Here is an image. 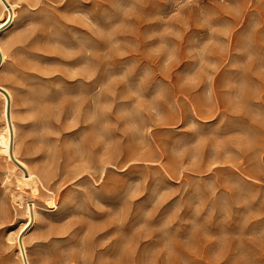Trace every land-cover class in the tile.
<instances>
[{
  "label": "rangeland",
  "instance_id": "rangeland-1",
  "mask_svg": "<svg viewBox=\"0 0 264 264\" xmlns=\"http://www.w3.org/2000/svg\"><path fill=\"white\" fill-rule=\"evenodd\" d=\"M14 1L17 22L0 37V82L15 98L19 156L45 188L33 193L19 171L6 182L0 155V264H20L7 241L26 220L14 200L20 191L42 207L26 238L34 264H264V0H100L103 87L70 111L58 93L73 98L82 83L60 76L77 66L55 51L53 28L40 26L58 13L56 3ZM84 3L74 15L86 17L92 0ZM243 77L253 91L248 108L179 122L181 109L193 112L178 91L196 88L213 102L216 83L221 98L236 102ZM41 85L56 98L44 141ZM96 109L106 111L112 138H98L95 157L118 156L99 178L82 171L74 152L92 136ZM1 111L0 99V128ZM170 115L178 121L162 124ZM202 140V150L189 151ZM106 177L113 199L105 198Z\"/></svg>",
  "mask_w": 264,
  "mask_h": 264
},
{
  "label": "bare ground",
  "instance_id": "bare-ground-1",
  "mask_svg": "<svg viewBox=\"0 0 264 264\" xmlns=\"http://www.w3.org/2000/svg\"><path fill=\"white\" fill-rule=\"evenodd\" d=\"M56 3L58 13L53 16H47L44 20L40 21L41 28L53 30L50 33L51 42L55 43V51L63 55L62 61L69 66H77L73 69L61 70V79L65 83H74V81H81L82 85L77 90L73 98L68 97V91L60 90L57 99H63L67 104L68 111L74 110L83 104L93 99L92 92L96 89L103 87V82L100 77V64L101 55L100 50L103 41L102 31V18L100 14V0H92V7L87 12L86 17L74 15L80 11L85 3V0H48ZM51 6V4H48ZM20 4L14 0H3L0 3V37L8 31L18 19V8ZM5 16L4 18H2ZM88 19H91L89 22ZM7 63V53L0 43V69L4 68ZM245 76V73L243 74ZM243 85L235 87V92L240 100L233 101L226 97L221 98L219 85L212 83V91L214 94V101L212 96L205 97L201 94L192 91L196 88L190 89L189 92L185 90L178 91V94H187V98L192 102L193 115L189 114L187 109H181L179 122L184 123L188 117L210 118L236 116L235 112H229L230 108L243 109L248 108L247 100L253 91H250L248 81L243 77ZM214 82V81H213ZM35 98L37 109L40 112L43 129L42 140L47 139L49 128L52 126L51 116L53 115L52 103L56 98L52 97L45 85L38 86L35 90ZM177 93V92H176ZM176 98V97H175ZM0 99L2 101L1 116L3 119L0 128V155L7 163V170L5 172L6 182L10 180L11 175L19 171L20 184H31L33 193L39 191L40 185L44 188V183L41 177L30 167V165L19 156L18 153V135L17 126L14 115L15 98L11 90L0 82ZM170 99V97H168ZM179 101V98H176ZM238 110V111H241ZM94 122L92 126V136H87L81 139L78 147L75 148V153L79 154L86 162L82 171L90 172L93 177L99 178L103 170H107V164L115 165L118 163V156L113 152L107 158L102 155L97 159L95 153L100 149L96 146L98 138L105 137L106 139L112 138V130L109 129L104 123L107 120V114L104 110L94 111ZM178 118L174 115L167 116L162 120V124L176 123ZM162 130V129H160ZM190 133V132H188ZM242 142V140H240ZM163 145V141L159 142ZM206 143L202 140L194 148H188L189 151L199 152L203 149V144ZM216 144V142H215ZM218 145L228 148L230 144L228 140L217 141ZM188 152V150H187ZM170 160L176 161L174 156L169 157ZM175 171V167H173ZM102 186L107 188L105 198L113 199L115 197V186L110 182L109 177L103 179ZM48 190V189H47ZM50 191V190H48ZM103 195V194H102ZM14 200L24 208L26 213V220L22 222L19 227L14 231L7 233V241L9 244L16 245V255L20 264H34L27 247L26 238L28 233L35 227L38 219V211L41 205L36 201L34 196H26L23 191L14 195ZM75 258L72 253L70 260Z\"/></svg>",
  "mask_w": 264,
  "mask_h": 264
},
{
  "label": "snow or ice",
  "instance_id": "snow-or-ice-1",
  "mask_svg": "<svg viewBox=\"0 0 264 264\" xmlns=\"http://www.w3.org/2000/svg\"><path fill=\"white\" fill-rule=\"evenodd\" d=\"M3 2V0H0V3H2Z\"/></svg>",
  "mask_w": 264,
  "mask_h": 264
}]
</instances>
